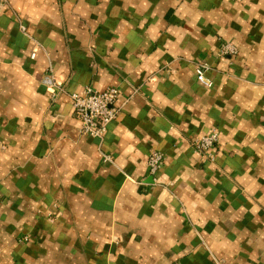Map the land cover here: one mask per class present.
Here are the masks:
<instances>
[{"label":"crops","instance_id":"1","mask_svg":"<svg viewBox=\"0 0 264 264\" xmlns=\"http://www.w3.org/2000/svg\"><path fill=\"white\" fill-rule=\"evenodd\" d=\"M7 1L0 264H264V0ZM87 88L119 90L102 141L73 115Z\"/></svg>","mask_w":264,"mask_h":264},{"label":"built area","instance_id":"2","mask_svg":"<svg viewBox=\"0 0 264 264\" xmlns=\"http://www.w3.org/2000/svg\"><path fill=\"white\" fill-rule=\"evenodd\" d=\"M8 6L7 0H0V9ZM236 48L227 43L222 46L220 55L235 56ZM35 54H32V59ZM210 70L207 64H200L196 67L195 74L197 81L206 86L212 87L213 83L206 77ZM43 84L53 98L61 94H66L65 87L59 83L53 76L50 69L44 79ZM72 104L74 118L79 122V132L82 136L96 140H104L111 123L117 120L121 108L118 106L119 90L109 88L103 92L94 91L92 88H87L82 94H68ZM219 140L218 131L214 130L210 134L203 136L201 139L192 143V148L199 153L205 160L215 162L216 155L214 153ZM106 161H110L106 158ZM164 164V156L154 152L151 154L148 161V170L151 176H156L162 169Z\"/></svg>","mask_w":264,"mask_h":264}]
</instances>
